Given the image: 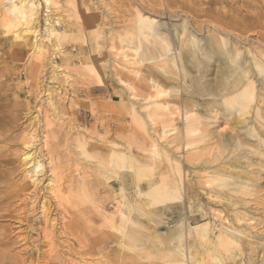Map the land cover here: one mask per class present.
I'll return each mask as SVG.
<instances>
[{"label":"rangeland","instance_id":"1","mask_svg":"<svg viewBox=\"0 0 264 264\" xmlns=\"http://www.w3.org/2000/svg\"><path fill=\"white\" fill-rule=\"evenodd\" d=\"M39 1L35 30L44 35L48 20L61 38L41 43V52L34 39L30 47L24 43L30 34H20L21 41L13 37L23 27L8 29L13 17L6 12L7 1L0 0V264H264V161L252 153L264 156V136L256 139L241 128L230 132L228 121L217 122L211 114L216 111L236 124V114L253 111V102L238 89L224 90L221 100L212 94L226 79L217 73L219 54L188 61L180 53L179 70L163 64L157 50L147 51L149 41L143 58H128L129 28L137 11L155 18L161 33H172L177 52L182 30H195L201 40L233 33L248 38L243 47L264 48V0H52L49 8ZM198 66L207 67V75ZM119 73L144 96L132 98ZM162 85L167 93L154 98L157 102L220 101L200 113L208 131L232 135L241 145L220 148L214 136L174 149L168 145L181 135V123L165 143L159 142L162 115L154 109L156 118H150L147 103L141 102ZM209 145L219 148L220 163L226 159L240 166L239 177L229 176L223 185L217 178L208 186L205 181L216 177L186 164L181 188L165 153L176 159ZM114 150L130 154L127 165L106 166L103 161L109 164ZM25 154L43 165L37 185L26 175L32 167L25 165ZM150 181L157 187L149 189ZM237 184L240 190L234 192ZM119 207L131 219L129 225H121ZM185 224L203 228L201 237H183ZM220 234L229 245L221 244Z\"/></svg>","mask_w":264,"mask_h":264},{"label":"bare ground","instance_id":"2","mask_svg":"<svg viewBox=\"0 0 264 264\" xmlns=\"http://www.w3.org/2000/svg\"><path fill=\"white\" fill-rule=\"evenodd\" d=\"M6 1H7V5L5 7L7 9L6 12H8L9 15H11L13 17V20H9L7 22L8 23V25H7L8 29L9 30L10 29H16L19 26L23 27L21 30H18L20 32H17V30L12 32L13 37L17 41H21L22 35H20V34H22V33L30 34L31 38H27L24 43L30 47L31 46L30 40L34 39L35 48L39 52L42 51L41 43H43L46 40L49 42H52L53 40L56 41V43L60 42L61 38L58 36V34H56L55 29L53 28L52 24L48 20L46 21V28H45L44 35L42 33L39 34L38 31L35 30V29H37L35 27V25L38 23L39 11H40V7H41L39 0H6ZM44 2L46 4V6L49 8L52 0H44ZM141 3H142V1H141ZM135 14L136 15L134 17V20H131L132 23L130 25V28H129L130 30H129V34H128V40L130 41V45H129L128 49L132 50V54H131V56H128V58L131 57L132 61L138 57L143 58L142 55H144V53H143L142 49L145 45H148L149 41H151L152 45L147 47V51L154 50V52L156 54L158 52V58H160L161 62H163V64H165V65L173 66L175 69L177 68V66L179 69V61L182 60L180 55H179L180 53L182 54V56H183V54H186L188 61H194L199 55L205 57L208 60H212V59H215V57L219 54L220 66H218V72L217 73L224 74V76H226V79L223 82V84L219 85V87H218L219 90H216V92H214L212 94H214L215 96L217 95V97L220 98V100H221V98L223 97L222 93L224 92V90L238 89L241 92V95L243 98L246 97L247 99H249L253 102L251 104L253 111H248V109H245L246 112L241 111L240 113H237L235 118H234V120L236 121V124H234V122L233 123L231 122V124H234L235 127L234 126L232 127V125L229 124V118H226L222 115H219V113H217L216 111H211V114H214L213 119L216 120L217 122L218 121L223 122L222 120H224V119H225V121H228L226 125L228 126V130H230V132H231V130L241 128V129H243V131L245 133L248 132V134L250 136H253L256 139L262 140V137L264 136V132H260V129H262L264 131V48L255 47V46L250 47V48L243 47L240 44H242L243 42H248V38H246V37L244 38L243 36H237V35H234L233 33H226L225 34V32H224L222 34V33H219L218 31H217L218 32L217 34H210L209 40L208 39L205 40L203 38L205 40V42L202 43L203 39L201 40L199 38L198 34L196 32H194L195 30L193 32L196 33L197 35L194 34L193 32L189 33V31L184 32L182 30V32L180 33V36H179V44H180L181 50L179 52H177V50H176L177 48L175 47L176 45L173 44L174 36L172 35V33L170 34L169 30H168L169 35L167 36L165 33H161V30H162V29L160 30L161 25H159V22L155 18L142 15V12H140V11H137ZM182 22H184V21H182ZM203 27H202V30H203ZM184 28H186V25H184ZM196 29L198 30V28H196ZM213 29L215 30V28H213ZM204 33H206V32H204ZM228 36H230L231 38H229ZM246 45H244V46H246ZM204 46H207L208 51H206L207 49H204ZM180 47H179V49H180ZM155 50H157V52ZM183 50H186V51L183 52ZM44 53H45V51H44ZM156 54L154 57L157 56ZM188 57H190L191 59H188ZM145 58H146V56H145ZM226 60L229 61L230 65L228 63H227L228 66L223 64V62L226 63L225 62ZM159 62L160 61H158V63ZM210 63L211 62H209L208 64L206 63V64L209 67H212V65ZM214 63L216 64V62H214ZM154 65H155V63H154ZM127 68H129V67L127 66ZM197 68H198V71L203 75H205V74L207 75V73L209 72V69L205 66L203 68L198 66ZM126 72L128 73L129 71H126ZM176 72H177V74L179 73V71H177V70H176ZM119 74L121 77L120 80H121L122 84H124V86H126V89L130 92L132 98L136 99V98H139L141 96H144V95L136 93L135 89L132 87L133 85L130 86L129 85L130 83L128 84L123 79V77H124L123 73H119ZM181 74L183 75V73H181ZM188 75H190V74H188ZM179 81H181V80H179ZM195 87L196 86H194L193 88H195ZM202 87L200 90L203 89ZM204 87H205V85H204ZM206 87H208V86L206 85ZM211 89L212 88H210V90ZM210 90H209V92H210ZM212 90H214V89H212ZM178 92L180 94V92H182V90L178 91ZM166 93H167V90H165L164 86L162 85L161 87L160 86L158 87V91L156 94H152L145 99L141 98L142 99L141 103H143V100L147 103L146 106H144V107L149 111L150 118H152V117L156 118L155 112H153L154 109L159 110L161 115H162V122H161L162 126H161L160 130L157 131V136H156V137H159V139H158L159 142L162 141L163 143H165L167 141V138L172 135L174 130L179 128V125H180L179 123H181V125L183 124L182 125L183 130L181 132V135L178 137L177 140H174L172 142L173 144H170L168 142L169 143L168 146L172 147V145H173L174 149L176 148L177 150H179V148L181 146L183 147V150L186 149V147L189 145L190 139H193V141H195V139H201V140L205 141L206 138H210L208 140L212 141L214 136L217 137L216 142H217L218 147H220V148H224V147H221L222 144H228L229 145L230 143H234L237 146L241 145V142L240 143L237 142V139H236V142L233 141L234 136L231 135V136L227 137L226 134H223V132H221L218 129H217L218 131H216L215 134L208 131L209 124L207 121H205V117L200 113H201V111L208 110L207 106H210L214 103L215 104L221 103L220 101L212 100V101H210V103H207V101L202 102L200 97L197 96L198 97V100H197L194 98L193 95H190V93H189L188 98H194V99H192V100L191 99H184L182 101V103H180V104L178 103V104L173 105L171 103H167V102L161 103V102H157L156 100H154V98H156V97L162 98L163 96L166 95ZM199 95H201V94H199ZM202 97L205 98V96H202ZM131 101H132V99H131ZM134 101H136V100H134ZM141 105H144V104H141ZM145 108L144 109L142 108V109L145 111ZM195 108H198L199 110L197 112H195L194 111ZM131 109H132V111L136 110L133 106L131 107ZM227 109H228V111H231L230 106H228ZM155 134H156V132H155ZM235 136H237V135H235ZM173 138H175V136ZM185 140H186L187 144H185ZM111 146H113V145H111ZM218 149H217V147L213 148V145H209V147H204L200 151H194L192 153L190 152L189 155H187V156L183 155V157H181V158L178 157L176 159H174L172 157V155L168 152V154L165 153V155H166L165 156L166 157L165 162L168 164L170 170H173L177 173L178 185L180 183L181 188H185V179H186L185 178V176H186L185 166H186V164L196 166L198 169L203 170L205 172V174L208 175V177L209 176L210 177L211 176L216 177V179L214 181H213V177L208 178V180L206 179L207 180V181H205L206 185L210 186V185L216 184L215 182H216L217 178H218L217 181L223 185V180H226L227 177H229V176L239 177V174H240L239 167L240 166L236 162H233V161L228 162L229 160L227 161L226 159H224L220 163L221 159H220L218 152H217ZM252 153L254 155H257L259 157L260 161H264V156L262 153H260L259 151H256V150L252 151ZM163 154H164V151H163ZM109 159H110L109 164L106 163L107 161L105 159H104L105 161H103V160H101V161L105 162L106 166L110 165V167H112V168H115L116 166H118V168H119L121 161H124V164L127 165L126 162H127V160H130V154L128 155L127 153L123 152L122 150H114L111 153V156ZM23 161H24L26 166L30 165V167H32V169L30 171L28 169H27L28 171H26V175L27 176L30 175V177H28V180H31L34 185H37L39 178L36 179L35 176H37L39 174L43 165L40 162H32L33 160L31 159L29 154L24 155ZM241 168H243V167H241ZM165 178L167 179V176ZM147 184L150 187L149 189L155 188L158 185V183H153L152 181H150ZM159 184H160V182H159ZM211 187H213V186H211ZM239 190H240V187L238 186V184L234 185L233 191L237 192ZM121 193H124V189L121 190ZM208 196H209V194H208ZM210 198L216 199L214 195H211ZM42 209H43V207H42ZM13 210H16V209H13ZM14 213H17V212H14ZM43 213L44 212H42V214ZM117 213H119V215L123 216V218L120 219L121 225H123V226L129 225L131 223L130 222L131 219L128 217V215L122 214V208H120V207L117 208ZM216 213H218V212H216ZM44 215H46V213ZM220 215L222 217V214H220ZM43 217H45V216H43ZM216 217H219V215ZM233 217L237 218V216H233ZM45 218H43V219H45ZM113 218H110L111 219L110 223H112L111 221L113 220ZM225 219L227 221H230L228 218L224 217V220ZM49 221H50V219H49ZM112 225L114 226V221H113ZM218 228L222 229L228 233H233V231L227 230L224 227L219 226ZM228 228L232 229V227L230 225ZM203 231H204V229L201 227L198 228V227H194V226L189 225V224H185L182 228V235H183V237H186L187 239L188 238L193 239L194 237L199 238V237H201ZM234 235H236V233H234ZM218 240L221 242V244H228L229 243L228 238L223 234L219 235ZM177 241H180V238L177 239ZM185 254L188 257V259L191 258V256H189L187 252ZM2 262H3V260H2Z\"/></svg>","mask_w":264,"mask_h":264}]
</instances>
